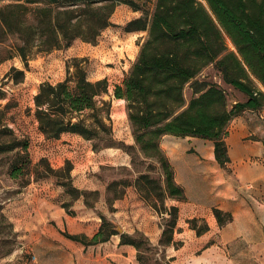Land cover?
<instances>
[{"label": "trees", "instance_id": "trees-1", "mask_svg": "<svg viewBox=\"0 0 264 264\" xmlns=\"http://www.w3.org/2000/svg\"><path fill=\"white\" fill-rule=\"evenodd\" d=\"M203 1L208 8L199 0H156L149 14L137 0H0V38L16 37L20 41L18 54L25 62L34 48L40 49L38 52L63 50L76 40L95 44L101 33L112 26L111 17L120 5L143 11L140 18L127 24L125 31H148V36L123 84L115 87L114 97L126 102L139 155L149 166L160 167L162 183L142 173L133 185L155 212L169 215L160 240L164 247L174 244L178 219V209L167 208L166 200H184L185 193L175 182L173 167L161 149L162 138L170 135L212 141L217 163L226 168L230 163L226 143L229 123L244 111L264 109V0ZM226 38L234 51L227 46ZM210 65L226 85L245 95V102L229 107L224 89L199 79ZM74 67L75 73L70 75L68 70L64 81L40 85L34 97L39 131L47 140H57L64 133L87 141L106 139L112 134L111 102L102 99L108 92L107 81L91 82L78 64ZM7 78L20 83L24 72L11 69ZM187 85L192 90L188 104L184 97ZM9 107L0 106V138H6L0 143V153L16 152L10 178L24 180L34 176L38 181L53 176L71 195L72 202L62 205L68 214L72 213V203L81 197L88 208H93L98 191L74 187L69 161L57 170L46 159L32 167L28 140L17 139L2 124ZM130 185L121 181L107 185V191L114 194L108 202L112 211L114 202L123 198ZM90 197H95L94 203L89 201ZM213 213L220 226L232 220L231 215L219 209L214 208ZM100 218L101 227L93 237L64 233L65 237L89 247L120 235V244L134 246L138 261L147 263L141 249L150 242L143 234L119 233L105 216ZM190 222L195 229L197 220ZM208 230L206 225L197 235Z\"/></svg>", "mask_w": 264, "mask_h": 264}, {"label": "rangeland", "instance_id": "rangeland-1", "mask_svg": "<svg viewBox=\"0 0 264 264\" xmlns=\"http://www.w3.org/2000/svg\"><path fill=\"white\" fill-rule=\"evenodd\" d=\"M199 1L208 8L205 1ZM137 2L149 14L153 12L156 4V0H137ZM142 15L143 11H134L129 6L120 5L116 7L111 17L112 26L101 33L95 44L76 40L69 48L63 50L38 52L40 49L34 48L27 56V62L18 54L17 46L20 45V41L16 37L5 35L0 38V97H3L0 99V106L3 108L6 104L10 105L2 119V124L8 127L17 139L28 140L32 167L38 165L41 159H46L55 170L62 168V166L58 167L57 159L53 161L54 166L52 165L50 161L52 153L49 156L47 152L53 151V146H47L39 137V134L43 137L44 135L39 131L35 117L34 97L40 85L43 83L55 85L64 81L69 73L70 75L75 73L76 64L86 72L89 81L96 82L104 79L107 81L108 92L102 99L111 102L110 123H108L112 127V134L106 139L98 138L93 141L84 140L77 135L79 140L71 142V145H76L71 152L78 149L90 150L98 156V160L103 161L102 165L90 168L85 175L88 185L92 187L88 191H94L92 189L98 191L97 202L102 196L105 198L109 214L112 210L108 202L114 194L107 191V185L113 181L132 184L126 188L127 190L134 186V181L142 173H148L160 183L163 180L160 167L149 166V162H145L139 155L138 147L129 144L130 134L131 136L133 134L126 112V102L114 97L115 87L123 84L137 59H134V56L136 57L138 51L140 52L141 45L148 36V31H137L138 36L131 37L134 46L125 50L126 40L120 39L118 33L126 32L127 24ZM226 43L230 50H235L228 38ZM11 69L23 71L24 80L15 83L13 79L7 78ZM199 79L216 83L224 89L229 107L246 99L223 82L213 65L205 68ZM256 82L262 89L261 84ZM184 97L188 104L192 98L190 85L186 86ZM252 138L250 136L244 138L241 146H253L250 143ZM5 139L0 138V143ZM59 156L56 155L57 158ZM125 157L131 158V167L114 163V161L121 162V158ZM16 160V152L0 153V264H71V240L61 236L62 233L47 232L57 230L58 224L61 225L60 221L54 219L55 211L62 208L63 204H70L71 195L57 184V179L53 176L38 181L34 180V176L24 180L11 179L9 171ZM185 162L189 167L186 170L178 167L175 182L178 179L180 185L176 183L183 188L187 196L181 201L168 198L165 204L167 208L178 209L174 233L194 234L191 238L184 237V241L179 238L167 248L176 251L174 258L169 256L170 253L162 245L144 246L141 250L146 262L150 264H264V195L246 187L231 169L227 170V174L234 177L236 189L235 199H230L228 205L234 211L240 209V220H251L249 222L251 227L248 230L252 235L238 238L234 245L223 246L219 243L222 241L223 234L219 233L227 230L232 220L220 226L213 210L226 200L223 198L221 201L220 198L221 191L225 188L214 184V172L212 169H202L192 151L188 153ZM87 165L91 167L93 164ZM89 201L94 203L95 197H90ZM244 207L250 209V216L243 215ZM222 212L225 215H231L228 212ZM155 214L158 225L163 230L169 215L157 212ZM224 218L227 219L226 216ZM193 219L197 220L195 229L190 222ZM113 224L117 230L122 229L116 222ZM206 225L209 230L197 235V232L202 231Z\"/></svg>", "mask_w": 264, "mask_h": 264}, {"label": "crops", "instance_id": "crops-1", "mask_svg": "<svg viewBox=\"0 0 264 264\" xmlns=\"http://www.w3.org/2000/svg\"><path fill=\"white\" fill-rule=\"evenodd\" d=\"M118 36L120 39L126 40L124 48L128 50L134 46L131 37H137L138 34L137 32H121L118 33ZM138 53L136 57L134 56V59L137 58ZM238 93L243 98H246L242 93ZM243 100L242 102L246 101V99ZM247 136L253 137V140L250 141L253 146H241V141ZM39 137H41V140H44L43 142L47 146H53V151H46L49 156L52 153L50 159L52 165L54 166L53 161L55 159H57L58 167H63L69 161L73 167L71 177L74 187L84 191L90 190L92 187L88 185L85 174L90 168L102 165L103 161L101 159L98 160V156L90 150L78 149L71 152V149L76 146L71 145V142L74 143L79 140V137L75 134L64 133L57 140H47L41 134H39ZM130 137L131 141L129 144L135 146L134 137L131 134ZM226 143L230 158V163L227 164L226 168H222L217 163L214 153V143L212 141L194 137L180 138L167 135L162 138L160 146L173 167L175 176L178 167H181V169L185 168V170L189 167L185 160L191 151L195 154V157L199 161L198 165L202 169H212L215 174V178L213 179L214 184L225 188L221 191L220 198L221 201L223 198H226V200L218 204L216 208L232 215V221L229 223L230 225L227 227V230L225 229L223 233H219L223 234L221 237L222 241L219 243L223 246H231L235 244L238 238L251 236L252 233L248 230L251 227L249 223L251 220H240V209L234 211L228 205L231 201L230 199H235L236 189L234 177L227 174V170L231 169L232 173L246 187L264 195V109L244 111L233 118L228 126ZM56 155L60 156L57 158ZM104 156L107 158V154ZM121 160V162L114 161V163L131 167V158L125 157L121 158ZM87 164L93 165L89 167ZM176 182L180 185L178 179ZM92 190L96 191V189ZM185 196H187L186 192ZM242 205H245L244 202H242ZM113 208L114 211L109 214L107 203L103 196L93 208H88L84 203V198L81 197L71 206V214H68L61 207L55 211L54 219L60 221L61 225L58 224L57 230L47 232L62 233L61 236L64 238V233L91 238L101 227L100 217L105 216L111 223L116 222L119 224L123 229V233L134 236L139 232L149 240L152 246L160 245L163 230L158 225V218L154 210L141 198L135 186L128 188L123 198L114 202ZM242 212L244 216H250L249 208L244 207ZM193 234L174 233L173 241L175 242L179 238L181 241H184V237L191 238ZM120 241V235H115L108 242L86 247L81 243L71 240V264H150L139 262L136 248L131 245H121ZM169 247L171 246L163 248L167 249ZM167 250L170 253V257H176L177 253L175 250Z\"/></svg>", "mask_w": 264, "mask_h": 264}, {"label": "water", "instance_id": "water-1", "mask_svg": "<svg viewBox=\"0 0 264 264\" xmlns=\"http://www.w3.org/2000/svg\"><path fill=\"white\" fill-rule=\"evenodd\" d=\"M233 105H235V103ZM70 124H71V122H68V125H70ZM118 231H119V233H123L122 229H118Z\"/></svg>", "mask_w": 264, "mask_h": 264}]
</instances>
